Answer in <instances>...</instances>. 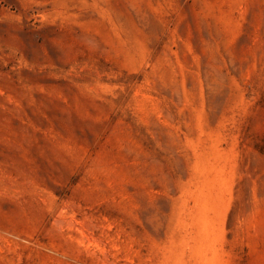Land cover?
I'll list each match as a JSON object with an SVG mask.
<instances>
[{
  "label": "rangeland",
  "instance_id": "1",
  "mask_svg": "<svg viewBox=\"0 0 264 264\" xmlns=\"http://www.w3.org/2000/svg\"><path fill=\"white\" fill-rule=\"evenodd\" d=\"M264 0H0V264H260Z\"/></svg>",
  "mask_w": 264,
  "mask_h": 264
},
{
  "label": "crops",
  "instance_id": "2",
  "mask_svg": "<svg viewBox=\"0 0 264 264\" xmlns=\"http://www.w3.org/2000/svg\"><path fill=\"white\" fill-rule=\"evenodd\" d=\"M263 260H264V257H263ZM260 264H264V261H260Z\"/></svg>",
  "mask_w": 264,
  "mask_h": 264
}]
</instances>
